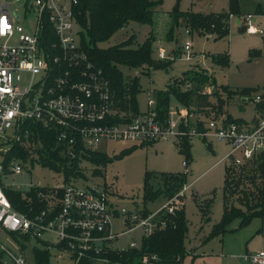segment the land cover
Here are the masks:
<instances>
[{"label": "built area", "instance_id": "built-area-1", "mask_svg": "<svg viewBox=\"0 0 264 264\" xmlns=\"http://www.w3.org/2000/svg\"><path fill=\"white\" fill-rule=\"evenodd\" d=\"M11 1L0 0L2 162L11 146L29 135L30 132L24 129L28 121L55 129L57 143L67 148L71 155L81 150L99 151L100 145L107 142L140 145L174 140L179 134L178 125L186 126L189 122L192 127L185 133L190 140L210 137L229 148L225 157L228 165L237 167L264 156V91L243 98L252 105L253 114L241 123L218 117L208 120L199 130L196 120L190 122L191 116L180 109L179 122L173 131L169 120L165 124L157 120L152 93L147 94L144 112L114 122L109 83L82 51L79 36L73 35V27L77 25L74 17L77 0H28L26 13L33 12L36 17L31 33L19 24L26 19V13L21 18L18 11H11ZM240 19H243L244 34L264 35L253 25L254 17L241 16L238 19L241 24ZM182 49L188 60V41L183 43ZM155 57L157 60L171 59L165 58L161 50ZM189 88L188 83L184 84V90ZM201 94L209 95V90L203 88ZM181 165L186 167L184 162ZM8 170L6 173L0 163V264H30L27 252L33 256L35 247L56 251L58 257L66 255L73 264L85 259L94 264L107 263L101 256L107 249H113L110 247L113 241L134 230L140 231L141 240L156 228L163 227L162 216L173 213L174 199L178 198L175 195L153 211L116 212L108 202L107 193L94 186L78 187L73 183L30 186L25 191L42 189L37 192V198L43 206L30 208L24 214L13 209L4 193V189L11 188L5 186L3 180L28 172L30 166L13 161ZM119 216L124 218L127 232L116 234L111 228V220ZM159 216V221L154 220ZM1 235H6L8 240L4 242ZM46 235L50 238H44ZM138 246L130 242L126 249ZM246 260L250 264H264V250L248 255ZM148 261L156 262L157 258L143 256L141 259L143 264Z\"/></svg>", "mask_w": 264, "mask_h": 264}, {"label": "rangeland", "instance_id": "rangeland-1", "mask_svg": "<svg viewBox=\"0 0 264 264\" xmlns=\"http://www.w3.org/2000/svg\"><path fill=\"white\" fill-rule=\"evenodd\" d=\"M158 1V0H154ZM160 3L154 8V24L150 28L147 25H139L129 22L125 27L115 32L107 41L97 45L99 48H107L117 45L127 38H132V47L140 44L152 29L156 41L152 45V57L161 50L170 65L164 69L149 70L148 77L139 74L138 70L127 69L118 66V70L124 78L137 76L141 92L135 96L136 108L139 113L146 109L147 94L153 91L165 89L168 81L180 77L188 71H196L206 78V83L193 85L188 83L190 88L182 91H190L194 95L190 100L193 104L188 108L178 104L173 96L168 100V120L173 124V131L176 130L179 122V110L184 109L190 115V122L202 117L196 109V96L206 97L209 101L215 102L219 96L225 100L221 108V113H228L231 118H242L248 120L252 117L253 107L250 103H241L239 96L227 95L233 93L237 86L253 84L258 87L256 92H261L264 84V61L255 66L250 60L247 50L256 49L264 52V41L260 36H244L235 24L236 17L228 19V34L226 37L213 40L210 34L198 36L195 32L187 33L185 29L179 27L174 30L172 40L166 41L162 36L165 34L169 23V12L177 6L181 12L194 14H219L225 13L228 7V0H159ZM28 0H13L9 3L11 11H18L21 18L25 16L26 4ZM259 3L264 6V0H239L241 10L248 11L250 7ZM256 6V5H255ZM254 6V7H255ZM260 8L264 11L263 8ZM254 14V12L252 13ZM252 14L250 15L254 17ZM242 15V16H244ZM35 13H26V19L20 21L28 33H31L35 24ZM241 20V19H240ZM243 19L241 20V28ZM257 30L264 33V16H258L253 24ZM83 34V30L77 25L73 27V35L78 38ZM188 41L190 44V58L185 59L183 54V43ZM216 54H226L228 64L225 67L216 65L212 61V56ZM254 61V60H252ZM186 84V83H185ZM232 87L231 89L226 87ZM226 87V88H225ZM209 90V95L203 96L201 90ZM222 89H226L224 93ZM260 90V91H258ZM255 93V92H253ZM250 93L247 96H251ZM151 96V95H150ZM227 101V102H226ZM210 102V103H212ZM242 108L243 111H239ZM227 110V111H226ZM213 110L208 112V119L215 118ZM222 117V115H221ZM172 139L150 143L147 146L136 144H120L107 142L100 145L99 151L104 153L109 162L104 167L93 166L89 163L80 164L81 176L71 183L78 187L94 186L107 193L108 202L116 212L125 210L134 213L142 211L141 187L145 172L154 175L160 173H180L187 171L186 183L178 190L174 199L175 206L179 204L183 207L184 218L186 220V235L184 239L185 256L181 264H249L246 260L248 255L257 251L264 250V218L252 219L250 223L238 228V220H233L225 228L226 232L222 235L212 236V226L217 224L221 218V189L223 181V170L228 166L227 154L229 148L223 144L215 142L212 138L206 137L204 140L193 138L190 140L189 156L190 161L186 167H182L183 157L172 144ZM119 158L120 152L128 151ZM0 163L2 161L0 160ZM96 170L98 174H93ZM153 187L156 188L157 179L151 180ZM63 178L48 168L39 164L30 166V170L21 175L7 176L3 184L14 190L25 191L30 186L50 187L61 185ZM185 188V189H184ZM184 189V190H183ZM182 194L180 195V193ZM175 198L173 195L169 199L158 198L153 204L146 205V211H153L167 200ZM210 200L207 211L203 208L205 201ZM145 212V210H143ZM159 218L154 220L159 221ZM124 218L119 216L112 218L111 228L114 233L120 234L127 232L123 225ZM44 238H50L44 236ZM1 239L6 242L8 237L1 235ZM130 242L140 243V231L134 230L118 237L110 244L113 249L124 250ZM30 264H35V260L30 252H27ZM48 264H73L68 256H57L56 251H50Z\"/></svg>", "mask_w": 264, "mask_h": 264}, {"label": "trees", "instance_id": "trees-1", "mask_svg": "<svg viewBox=\"0 0 264 264\" xmlns=\"http://www.w3.org/2000/svg\"><path fill=\"white\" fill-rule=\"evenodd\" d=\"M159 3V0H77V5L74 7L75 20L83 30V34H79L80 47L89 61L101 70L109 83L112 109L115 112L114 122L120 121L121 118L139 114L135 96L141 92L138 77L124 78L117 67L124 66L127 69L138 70L139 74L148 77L149 70L159 68L165 70L171 62L153 59L152 45L156 38L152 29L146 38L140 44H136L135 47L131 46V37L104 49L97 47V45L107 41L129 22L152 28L154 8ZM254 14L264 15V11L261 9ZM242 15L244 14L240 8L239 0H228L227 11L219 14L203 15L181 12L177 6H174L169 12L168 28L162 36L166 41L172 40L174 30L182 27L187 33L195 32L199 36L210 34L216 41L228 34V16L239 19ZM238 30L242 32L240 23ZM251 53L252 51H249L248 55L250 56ZM212 61L221 67L228 64L226 54L213 55ZM185 83L198 86L206 83V78L196 71H188L168 82L164 90L152 92L156 118L160 123L165 124L168 120L170 95L184 108L193 104L194 101L190 98L194 94L180 89ZM225 90L222 89L224 93L227 92ZM253 92H256L255 88H243L234 90L233 93L227 92V95H237L241 100ZM225 100L217 96L215 102H212L206 97L196 96V109L202 115L200 119L199 117L195 119L197 129L203 128L209 120L208 112L206 113L205 109L213 110L215 108V118L222 115L227 122H242L241 119H234L227 113H221ZM191 127L192 124L189 122L186 126L179 124V134L172 141L177 152L182 155L185 165L190 161V139L185 132H188ZM24 129L30 132L29 135L26 138L22 137L21 142H15L2 162L6 173H9L8 167L13 161L31 167L34 164H39L61 175L62 184H69L81 176L80 164L82 162L95 167H104L109 162L105 154L100 151L81 150L71 155L67 148L57 143L55 129L44 127L32 121L26 122ZM134 148L120 152L119 158ZM93 174H98V172L93 170ZM186 174L187 172L154 175L145 172L141 187L143 210L146 212V205L153 204L158 198L169 199L173 195L175 196L186 183ZM155 178L158 181L156 188L151 182ZM222 182L221 218L217 224L212 226V236L225 233V228L233 220H238V228H241L247 226L252 219L264 218V156L253 158L237 167L225 166ZM41 190L40 188H32L29 191L4 189V193L14 210L26 214L30 208L43 206L41 200L37 198V192ZM209 205L210 200L208 199L203 206L204 211L208 210ZM161 220L164 221V226L156 228L149 235L142 237L138 248L119 251L107 249L101 256L107 260V263L102 264H143L141 262L143 256H155L157 258L156 262L148 261L146 264H181V260L186 254L184 239L187 231L182 205L176 206L172 214L163 215ZM33 256L35 264H48L50 251L35 247ZM79 264L94 263L85 259L81 260Z\"/></svg>", "mask_w": 264, "mask_h": 264}, {"label": "crops", "instance_id": "crops-1", "mask_svg": "<svg viewBox=\"0 0 264 264\" xmlns=\"http://www.w3.org/2000/svg\"><path fill=\"white\" fill-rule=\"evenodd\" d=\"M256 5V6H255ZM254 6H252V7H250L249 8V10L248 11H244V10H242V12H243V14H252L253 12L254 13H256V12H258V11H260V4L259 3H257V4H255ZM261 8H263L264 9V6H262ZM252 15H254V21H256V18L258 17V16H261V15H255V14H252ZM262 16H264V15H262ZM236 20H237V22H236ZM235 24H236V27H237V29H238V25H239V21H238V19H235ZM242 33H243V31H242ZM244 34V33H243ZM199 36V35H198ZM244 36H260V35H246V34H244ZM261 37V40L262 41H264V35L263 36H260ZM249 51H252V53H251V62L255 65V66H258V64H259V62L260 61H262V59H263V61H264V52H260L259 50H256V49H251V50H247V53L249 52ZM254 51V52H253ZM256 51V52H255ZM252 60H254V61H252ZM168 82H170V81H168ZM226 86V85H225ZM226 87H228V86H226ZM237 87H239V88H232V87H228V88H232V89H235V90H240V89H243V88H255V89H258V87L256 86V85H253V84H248V85H245V86H237ZM262 88V90H261V92H263L264 91V84L261 86ZM258 91H260V90H258ZM240 99V98H239ZM245 99H246V97H245ZM240 102L241 103H246L247 101H245L243 98L240 100ZM227 111V110H226ZM239 111H243V109L242 108H240L239 109ZM227 113V112H226ZM228 114V113H227ZM229 115V114H228ZM234 119H241L242 121L244 120V119H242V118H234ZM261 220V219H260ZM249 263V262H248ZM250 264V263H249Z\"/></svg>", "mask_w": 264, "mask_h": 264}, {"label": "water", "instance_id": "water-1", "mask_svg": "<svg viewBox=\"0 0 264 264\" xmlns=\"http://www.w3.org/2000/svg\"><path fill=\"white\" fill-rule=\"evenodd\" d=\"M236 22H237V20H236Z\"/></svg>", "mask_w": 264, "mask_h": 264}]
</instances>
